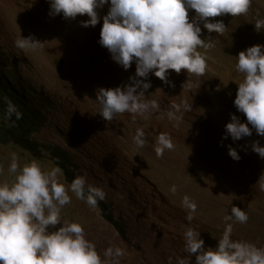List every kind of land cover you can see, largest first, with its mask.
I'll return each mask as SVG.
<instances>
[{"label": "rangeland", "instance_id": "obj_1", "mask_svg": "<svg viewBox=\"0 0 264 264\" xmlns=\"http://www.w3.org/2000/svg\"><path fill=\"white\" fill-rule=\"evenodd\" d=\"M254 3L264 7V0H251ZM49 8L48 0H0V49L15 59L25 79L34 82L36 93L53 104L49 123L33 138L40 145L38 158L16 145L0 144V183L15 180L16 174L8 171L13 154L20 167L35 160L44 170L58 167L49 147L70 154L76 177H85L86 186L101 188L102 202L114 220L125 226L121 234L100 208L69 191L71 203L61 210L62 222L81 224L106 264H177L178 258L185 257L195 264V257L184 250L186 228L200 232L205 248H215L226 223H233V240L264 248V158L251 148L254 141L264 146V137L253 130L250 137L238 141L224 139L231 115L241 122L246 117L234 106L242 77L225 50L223 36H206L215 47L209 49V69L202 76L182 77L169 70L166 83L149 74L145 82L151 87L145 95L158 102V111L143 116L125 112L105 121L99 115L97 90L130 83L136 69L133 62L125 70L99 44L102 17L109 5L98 9L100 22L87 28L81 26L86 15L51 17ZM253 14L238 39L248 46L264 45V28L258 32L254 25L255 8ZM216 20L229 25V34H236L230 14L212 21ZM30 35L43 43L37 50L15 47L17 38ZM184 104L190 110H184ZM173 105L180 107L179 121L167 116L174 111ZM137 129L145 133L142 147L133 140ZM161 133L171 137L174 147L158 157L154 149ZM229 145L238 151L239 161L228 155ZM59 179L70 186L63 172ZM173 185L175 192L170 191ZM185 195L198 206L191 222L182 205ZM232 206L247 213L246 223L224 220ZM108 248H119L122 254L105 258Z\"/></svg>", "mask_w": 264, "mask_h": 264}, {"label": "clouds", "instance_id": "obj_2", "mask_svg": "<svg viewBox=\"0 0 264 264\" xmlns=\"http://www.w3.org/2000/svg\"><path fill=\"white\" fill-rule=\"evenodd\" d=\"M255 1V0H254ZM49 15H61L65 19L87 16L82 27L96 26L101 17L98 9L109 5L102 17L99 44L106 48L111 58L125 70L136 65L135 76L130 83L115 88H99L97 98L99 115L110 121L117 114L128 112L146 115L159 110L154 99H147L145 92L151 87L145 82L150 73L162 82H168L169 70L188 78L202 76L209 69V49L215 47L207 35L223 36L226 52L232 56L236 71L242 77L234 99L237 111L246 117L241 122L231 115L225 126L224 139L238 141L256 134L264 137V45H246L238 35L250 26L258 11L255 29L264 28V7L251 4V0H48ZM230 14L236 25V34L228 33L229 25L215 17ZM261 18V19H260ZM22 51H35L43 43L34 36H20L14 41ZM185 70L186 72H182ZM143 78V79H140ZM190 81L188 80L187 83ZM186 83V84H187ZM5 119L22 118V112L7 100ZM167 112L170 120L179 121L180 107L173 105ZM184 104V110H190ZM251 125V127H249ZM142 129H137L134 143L145 144ZM174 147L171 137L161 133L156 138L155 153L162 156L165 150ZM252 151L264 158V146L259 141L251 144ZM228 155L236 161L241 159L238 151L228 146ZM8 171L14 173L12 183H0V264H106V260L89 241L81 224L62 222L61 210L71 203L69 191L77 199L95 208L105 199V192L86 179L77 176L70 186L60 182L62 170L54 167L44 170L33 160L20 167L15 154L12 155ZM261 178H264L262 176ZM264 189V185H261ZM170 191L175 192L173 185ZM104 203V202H102ZM105 204V203H104ZM106 205V204H105ZM182 205L188 210L186 219H194L197 204L185 195ZM249 217L238 206H232L230 215L224 220L246 223ZM57 225L60 227L56 228ZM55 229V230H50ZM233 223H226L215 248H205L200 232L187 227L184 232V250L195 257V264H264V248L255 244L233 240ZM121 250L108 248L104 257H119ZM177 264H191V259L178 258Z\"/></svg>", "mask_w": 264, "mask_h": 264}, {"label": "trees", "instance_id": "obj_3", "mask_svg": "<svg viewBox=\"0 0 264 264\" xmlns=\"http://www.w3.org/2000/svg\"><path fill=\"white\" fill-rule=\"evenodd\" d=\"M16 64L15 59L6 56L0 49V144L16 145L38 158L41 155L40 145L33 138L49 123L53 104L49 97L36 93L38 90L34 82L25 79L15 67ZM7 100H10L22 112L21 119L16 120L14 115L11 120L5 119ZM48 151H52L53 161L71 184L76 178L74 168L77 169V167L70 154L58 147H49ZM96 207L104 212L105 218L112 222L122 234L125 228L124 223L116 222L110 209L101 201H98Z\"/></svg>", "mask_w": 264, "mask_h": 264}]
</instances>
